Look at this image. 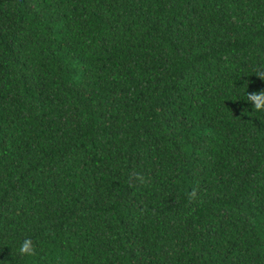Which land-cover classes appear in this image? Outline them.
I'll return each mask as SVG.
<instances>
[{
  "label": "trees",
  "instance_id": "16d2710c",
  "mask_svg": "<svg viewBox=\"0 0 264 264\" xmlns=\"http://www.w3.org/2000/svg\"><path fill=\"white\" fill-rule=\"evenodd\" d=\"M262 66L264 0H0V264H264Z\"/></svg>",
  "mask_w": 264,
  "mask_h": 264
},
{
  "label": "clouds",
  "instance_id": "9594fccd",
  "mask_svg": "<svg viewBox=\"0 0 264 264\" xmlns=\"http://www.w3.org/2000/svg\"><path fill=\"white\" fill-rule=\"evenodd\" d=\"M252 71L255 76L261 80H264V66H262L260 69H253ZM246 88L241 89V91L244 92L243 100L246 101L248 105H250V113L257 117L264 115V90L246 94ZM17 251L20 255L25 257L31 258L37 255V249L30 238H25L22 242H20Z\"/></svg>",
  "mask_w": 264,
  "mask_h": 264
}]
</instances>
